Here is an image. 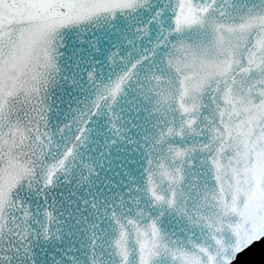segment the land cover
<instances>
[{
  "label": "water",
  "instance_id": "water-1",
  "mask_svg": "<svg viewBox=\"0 0 264 264\" xmlns=\"http://www.w3.org/2000/svg\"><path fill=\"white\" fill-rule=\"evenodd\" d=\"M138 2L0 0V93L7 97L0 107L5 123L19 129L15 151L34 164L26 173L10 170L0 185V264H128L133 251L155 264H184L185 254H203L200 246L211 242L206 237L218 244L235 243L243 219H264V39H258L264 29V0H195L207 6L199 14L186 0H152L175 9V27L165 33L172 37L171 56L152 72L124 81L115 103L111 97L107 102L89 97L117 117L116 127L109 124L97 149L105 168L130 171L133 196L139 188L145 200L158 197L152 200L153 215L156 220L163 215L162 235L173 254L150 256L157 233L138 231L119 208L94 224L84 220L74 201L79 198L77 181L81 173L88 175L87 169L80 165L70 178L59 165L67 146L57 150L56 145H34L31 137L37 129L46 130L42 117L51 116L49 106L54 111L60 104V89L52 81L62 83L51 71L52 57L60 56L49 38H40L56 26L79 25L95 17H101L108 31ZM173 8L161 10L171 15ZM92 30L81 29L80 39L90 40ZM116 34L112 30L113 39ZM68 44L77 48L79 41ZM190 53L195 62L184 65ZM67 56L60 61L61 69ZM150 56L149 51L141 59ZM117 79L110 74L105 86ZM21 84L38 89L27 102L22 93L13 95ZM3 131L9 133L8 127ZM37 139L47 143L46 138ZM37 172L52 184L51 190L35 179ZM14 179L24 183L22 190L13 191ZM29 179L31 184L25 182ZM9 193L16 198L11 206L5 203ZM29 207L31 218L26 220ZM36 219L43 227L33 226ZM150 223L141 220L140 227L147 230ZM231 264H264V237L253 239Z\"/></svg>",
  "mask_w": 264,
  "mask_h": 264
},
{
  "label": "snow or ice",
  "instance_id": "snow-or-ice-1",
  "mask_svg": "<svg viewBox=\"0 0 264 264\" xmlns=\"http://www.w3.org/2000/svg\"><path fill=\"white\" fill-rule=\"evenodd\" d=\"M186 2L187 6L192 7L197 14L207 7L206 5L203 7L197 5L195 0H186ZM162 8H173V6L171 4L165 6L159 2L153 4L152 0H139L138 4L134 5L119 23H111L108 31H104V25L100 22L101 17H95L79 25H59L48 30L40 40L49 38L60 56L59 60L55 56L52 57L55 66L51 69L60 75L62 81V83L52 81L60 89V104L54 111L49 106L51 116L42 117L47 121L44 125L46 130L40 132L37 129V134L31 137L34 145L39 148L48 147L51 149L52 145H56L59 150V148L67 146L65 149L67 154L60 152L61 160L59 162V165L64 168L66 176L71 178L80 165L87 169L88 175L85 176L81 173L80 179L77 181L79 187L75 189V192L79 193V198L74 201L75 210L83 215L84 220L92 221L94 224L96 218L107 219L110 213H114L119 208L123 217L128 218V222L134 224L138 231L150 230L157 233V237L152 242L153 251L150 253V256L153 257L161 252L173 254V250L165 243L162 235L163 215L157 213L160 215V220H156L153 215L155 205L152 204V200L158 197L153 195L145 200L140 195L139 188L135 190L136 194L133 196L132 191L129 190L130 184L134 183L129 180L133 174L127 170L113 173L111 169L105 168L102 161L103 153L97 149L103 138L102 134L109 124L113 129L116 127L117 117L109 114L110 108H105L97 102V99L89 101V97L96 95L105 102L111 97L112 103H115V98L120 93L124 81L129 80L133 74L152 72L154 67L165 63L166 57L171 56L168 45L172 37L166 36L165 33H171L175 27L173 19L175 9L173 8L172 14L169 15L166 10L162 11ZM157 17H159L158 20ZM115 19L114 16L113 20ZM104 21L107 23V17H104ZM81 29L84 33L95 29L91 31L90 40L80 39ZM112 30L117 33L114 39ZM180 30V28L176 29L177 32ZM101 32L103 35L99 34ZM258 39H264V29ZM57 40H59V44H57ZM70 40H78V47L70 49L68 44ZM161 40L164 41L163 44L160 43ZM177 45L185 47L182 41H178ZM177 45L172 46L176 47ZM2 48L3 45L0 44V49ZM149 51L152 52V56L141 59L142 56H147ZM65 53H68V63L64 64L61 69L60 61L65 58ZM73 55H75V59H73ZM2 59L3 52L0 51V60ZM194 62L195 56L190 53L189 59L182 63L188 65ZM129 68H132L133 71L130 72ZM176 70L181 71V68L177 66ZM110 74L117 75L118 79L111 87H106L105 81L110 79ZM101 89H103L102 96ZM34 91H38L35 85L21 84L13 95L22 93L25 102H27ZM6 102V95L0 93V105H6ZM5 121L3 107H0V163L3 164L0 167V185L6 182L10 170L16 168L20 169L21 173H26L34 167L32 160H21L20 154L15 151L17 147L15 133L19 131L18 127H14L10 123L6 124ZM4 127H8L9 133L12 135L5 133ZM37 137L46 138L47 143L40 144ZM105 143L115 145L116 141L105 140ZM110 154L111 148H109ZM46 159L47 157H45ZM86 160H91L92 163H85ZM35 179L41 184H45L49 190L52 189V184L47 183L45 177L40 173H35ZM25 182L31 184L33 181L29 179ZM12 183L15 185L13 191L22 190L24 187V183H17L15 179L12 180ZM69 184H71V179ZM37 192H39V188H37ZM15 199V196L9 193L5 203L11 206L15 203ZM45 216L50 217L51 213L46 212ZM30 218L29 207L26 220ZM145 219L151 220L147 230L140 227V221ZM35 225L43 227V223L39 219L35 220L33 226ZM101 225H103V220H101ZM262 237H264V219L245 218L239 226L238 238L235 243L218 244L214 237H206L211 242L200 246L203 254H185L184 264H231L239 251L247 247L253 239ZM123 259L124 257L121 256V260ZM128 264H155V261L154 259H143L133 251L129 253Z\"/></svg>",
  "mask_w": 264,
  "mask_h": 264
}]
</instances>
